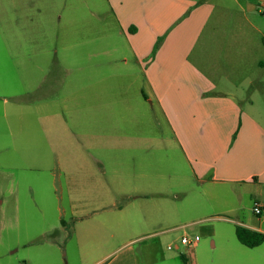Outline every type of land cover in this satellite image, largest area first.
Instances as JSON below:
<instances>
[{"label": "rangeland", "instance_id": "rangeland-1", "mask_svg": "<svg viewBox=\"0 0 264 264\" xmlns=\"http://www.w3.org/2000/svg\"><path fill=\"white\" fill-rule=\"evenodd\" d=\"M197 1L210 11L192 59L211 75H249L248 96L263 111L264 0ZM139 72L111 0H0V264H84L82 221L100 202L146 205L139 196L152 179L169 191L194 185ZM198 192L188 188L187 199ZM227 200L240 211L210 201L181 217L174 239L179 256L192 253L189 264L264 261V242L249 253L236 235L264 217L254 194ZM196 235L198 246L181 244ZM131 240L121 245L173 247L169 235Z\"/></svg>", "mask_w": 264, "mask_h": 264}, {"label": "crops", "instance_id": "crops-1", "mask_svg": "<svg viewBox=\"0 0 264 264\" xmlns=\"http://www.w3.org/2000/svg\"><path fill=\"white\" fill-rule=\"evenodd\" d=\"M111 3L139 74L147 82L141 92L146 89L151 103L163 111L189 177L195 182L169 191L165 181L152 179L150 193L139 196L148 199L146 205L138 201L126 205L100 202L83 218V238L88 248L81 259L84 264H180L184 256L189 264L192 253L179 256L181 245L174 239L185 213L195 209L201 213L210 201L224 207L223 212L238 213L239 209L227 207V197L245 190L254 194L255 204L264 206V110L256 109L255 100L248 96V87L252 86L249 75H211L192 59L207 25L202 19L210 11L203 6L206 4L197 0ZM124 62H129L128 58ZM156 140L170 143V138ZM157 155L150 152V160L159 158ZM183 177H187L185 172ZM193 186L199 192L194 200H188V188ZM143 211L149 215L147 220L139 219ZM248 227L264 232V217L259 225ZM164 235L173 240L170 252L153 243L139 248L128 246V242L121 245L127 236L132 240L155 238L162 243ZM259 246L249 247L248 252L255 253ZM253 264L264 261L255 259Z\"/></svg>", "mask_w": 264, "mask_h": 264}, {"label": "trees", "instance_id": "trees-1", "mask_svg": "<svg viewBox=\"0 0 264 264\" xmlns=\"http://www.w3.org/2000/svg\"><path fill=\"white\" fill-rule=\"evenodd\" d=\"M236 235L238 240L245 246L253 248L261 245L264 242V233L246 226L238 225L236 227ZM183 263L186 264V259L182 256Z\"/></svg>", "mask_w": 264, "mask_h": 264}, {"label": "built area", "instance_id": "built-area-1", "mask_svg": "<svg viewBox=\"0 0 264 264\" xmlns=\"http://www.w3.org/2000/svg\"><path fill=\"white\" fill-rule=\"evenodd\" d=\"M254 212L257 215L263 214L264 213V206H262L259 203H256L255 207H254ZM199 239H200L199 236H195L194 238H189L187 236H184V237H182L181 242L183 244L194 245V244H196L199 241Z\"/></svg>", "mask_w": 264, "mask_h": 264}]
</instances>
